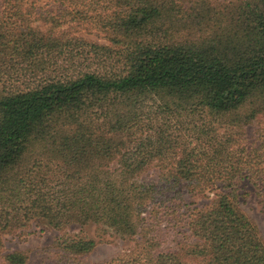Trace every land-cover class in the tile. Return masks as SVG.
<instances>
[{"label":"trees","instance_id":"16d2710c","mask_svg":"<svg viewBox=\"0 0 264 264\" xmlns=\"http://www.w3.org/2000/svg\"><path fill=\"white\" fill-rule=\"evenodd\" d=\"M261 117L264 0H0V264H29L1 253L35 224L140 236L103 263L58 238L41 264H264L240 203L247 183L264 208Z\"/></svg>","mask_w":264,"mask_h":264},{"label":"rangeland","instance_id":"374dc122","mask_svg":"<svg viewBox=\"0 0 264 264\" xmlns=\"http://www.w3.org/2000/svg\"><path fill=\"white\" fill-rule=\"evenodd\" d=\"M224 1V0H214ZM42 26V24H40ZM63 30L68 33V36L83 37L92 42L106 44L101 33L96 29L87 27L86 25H76L75 23H68ZM264 128V117L259 119V122L251 126L247 130V139L252 142L257 138L259 129ZM159 178V170L155 166L149 167L141 176V180L147 183L156 182ZM241 198V208L249 215L259 227L261 235L264 239V208L260 201L256 198L254 190L251 185L244 183ZM214 198V193L202 195H193L184 191V204L191 207L201 208L211 203ZM80 236L90 240H94L97 244L96 249L83 259L90 263H103L109 261L122 253L129 252L140 246V236L134 238H124L115 235L112 232L103 233L101 229L95 224H90L85 227L73 226L65 232H58L47 225L35 224L31 228L25 230L19 235H8L4 237L3 255L16 251H29L31 253V261L29 264L51 263L54 257L51 254V246L54 241L62 237ZM164 238L167 243L165 247L173 245V235L165 233Z\"/></svg>","mask_w":264,"mask_h":264}]
</instances>
